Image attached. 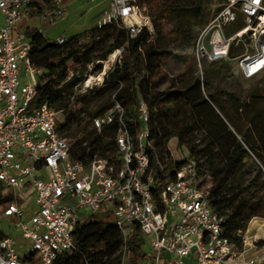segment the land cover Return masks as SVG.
Wrapping results in <instances>:
<instances>
[{"label": "built area", "instance_id": "obj_1", "mask_svg": "<svg viewBox=\"0 0 264 264\" xmlns=\"http://www.w3.org/2000/svg\"><path fill=\"white\" fill-rule=\"evenodd\" d=\"M89 1L106 5L96 21L99 27L114 23L129 36L152 27L141 0ZM37 3L44 0H0V183L11 196L0 203V217L12 219L31 244L18 248L5 235L0 264H64L62 256L76 249V224L102 212L111 214L125 240L135 225L144 238L150 237L151 251H144L149 264H264V250L244 260V249L225 235L224 218L210 202L211 183L202 182L196 160H185L164 187L154 190V144L145 99L138 103L139 133L133 136L121 125L113 161L98 154L87 164L70 158V141L57 128L60 112L35 101L43 69L32 63L27 33L18 32ZM66 14L63 0H52L42 16L55 22ZM57 40L64 42L63 37ZM241 45L247 50L231 57ZM193 58L202 80L204 62L228 58L237 60L246 78L262 73L264 0H228L198 33ZM123 111L116 102L93 125L101 130ZM120 252L122 264H128L126 245Z\"/></svg>", "mask_w": 264, "mask_h": 264}, {"label": "trees", "instance_id": "obj_2", "mask_svg": "<svg viewBox=\"0 0 264 264\" xmlns=\"http://www.w3.org/2000/svg\"><path fill=\"white\" fill-rule=\"evenodd\" d=\"M51 2L37 3L30 16L42 15ZM141 5L147 7L152 27L144 26L135 36H129L126 29L114 23L102 27L95 24L60 43L57 37L51 38L28 26L25 32L31 43L32 63L43 69L35 101L49 103L60 112L57 128L70 141V158L87 164L97 154L111 161L118 156L115 136L123 123L133 136L139 133L143 123L138 103L145 99L149 104L150 139L154 144L150 151L154 190L164 187L185 160H196L202 182L211 183L210 202L224 218L225 235L242 250L243 234L250 221L264 217V92L256 90L246 102L228 93L223 101L216 97V91L202 95L206 86L204 77L202 80L198 75L192 81L166 72L171 54L162 45L168 39L164 31L166 24L177 18L179 23L174 30L181 33L182 27L203 17L202 7L176 10L175 0H141ZM119 49L120 57L105 74L102 84L70 100L69 94L85 77L89 65L100 71L102 63ZM244 50V45L233 48L230 56ZM203 70L205 75L210 71ZM207 86L212 87L209 83ZM144 88L151 92V99L142 96ZM116 102L124 108L122 115L116 113L112 122L103 123L98 130L93 119L104 115ZM84 110L89 114L88 119L81 116ZM194 133H201L207 144L196 142ZM174 137L179 139V144L187 146L188 157L184 160L176 161L167 146ZM251 154L261 167L248 179L246 161ZM3 189L0 183V203L11 197ZM73 234L76 249L62 256L64 264H122L123 245L129 255L128 264H149L139 225L134 226L125 240L110 216L99 219L92 215L79 221ZM4 236L0 228V240Z\"/></svg>", "mask_w": 264, "mask_h": 264}, {"label": "rangeland", "instance_id": "obj_3", "mask_svg": "<svg viewBox=\"0 0 264 264\" xmlns=\"http://www.w3.org/2000/svg\"><path fill=\"white\" fill-rule=\"evenodd\" d=\"M225 2L226 0H175L174 7L176 10L180 11H183V9L191 11L194 6L201 5L203 17L199 20H193L192 24L187 27H182L181 33L174 30L175 26L179 23L177 18H173L166 24L164 31L169 40H165L162 45L171 53L165 65L166 72L171 75H181L183 71L184 75L180 77H186L192 81L200 75L199 67L193 58L194 42L200 30L204 27V24L213 17L214 10ZM65 6L67 8V14L62 19L55 22H51L48 17L42 15L31 17L29 13L20 23L18 32H25L28 26L36 27L51 38L60 36L67 41L68 38L94 27L97 21V14L106 5L98 7L96 3H92L89 0H67ZM154 17L156 16L154 15L153 18ZM246 50L245 47L244 51ZM120 53L121 52L117 50L111 54L110 57L102 63L100 71H96L94 65H89L85 77L77 84L74 91L69 94L70 100H74L79 94L99 87L108 70L115 66L116 61L120 57ZM238 53L239 52L235 51L233 55ZM233 55L231 57H233ZM205 68L210 71L208 72L209 74H204L206 86L202 91V95H210V93L216 91V97L224 101L226 100V94L233 93L242 102H246L256 90L264 92V71L254 77L246 78L241 74L236 59H223L213 64L203 63V69ZM39 77L38 75V79ZM208 83L211 84L212 87L209 88L207 86ZM142 94V96L151 99L152 95L149 90L144 88ZM81 116L88 119L89 114L84 110ZM193 136L196 142L202 144V146L207 144V141H203L204 136L201 133H194ZM167 146L176 161L184 160L188 157L187 146L185 144H179V139L177 137L172 138ZM201 161L204 163V159H201ZM259 167H261L260 162L254 154H251L246 161V168L250 171L248 179H252ZM32 208L31 205L27 209L28 214H31ZM110 215L111 214H103L102 212L97 215V218L103 219ZM110 218L114 220L112 216H110ZM255 220H259V222L255 223ZM12 221V219H8L7 217H0L1 230L5 235L11 236L17 241L18 248H21L24 244L30 247V241L24 239L22 232L14 226ZM243 235L244 243H247V241H257V247L251 248L249 253L251 254L255 251H259L264 247V220H261L260 217L253 218ZM143 249L146 252L151 251L150 237L145 238Z\"/></svg>", "mask_w": 264, "mask_h": 264}, {"label": "crops", "instance_id": "obj_4", "mask_svg": "<svg viewBox=\"0 0 264 264\" xmlns=\"http://www.w3.org/2000/svg\"><path fill=\"white\" fill-rule=\"evenodd\" d=\"M102 4H97V6L99 7V6H101ZM102 10H100L99 11V13L97 14V17H96V20H97V18H98V15L100 14V12H101ZM60 37V36H59ZM181 75H184V73H183V71H182V73H181ZM181 75H177L178 76V78H180V79H186V80H189V79H187L186 77H183V78H181L180 76ZM260 219L261 220H264V217L262 218V217H260ZM259 222V220H255V223H258ZM257 241H247V243H245V247H244V253H243V259L244 260H248V259H250L251 257H253L254 255H256V254H258V253H261L263 250H264V247L263 248H261L259 251H255V252H253V253H249V251H250V249L251 248H256L257 246Z\"/></svg>", "mask_w": 264, "mask_h": 264}]
</instances>
